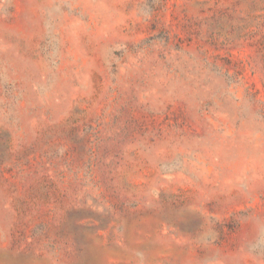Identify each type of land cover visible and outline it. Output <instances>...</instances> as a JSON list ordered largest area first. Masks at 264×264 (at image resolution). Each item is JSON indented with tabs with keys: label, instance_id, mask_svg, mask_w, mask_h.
<instances>
[{
	"label": "rangeland",
	"instance_id": "1",
	"mask_svg": "<svg viewBox=\"0 0 264 264\" xmlns=\"http://www.w3.org/2000/svg\"><path fill=\"white\" fill-rule=\"evenodd\" d=\"M0 264H264V0H0Z\"/></svg>",
	"mask_w": 264,
	"mask_h": 264
}]
</instances>
